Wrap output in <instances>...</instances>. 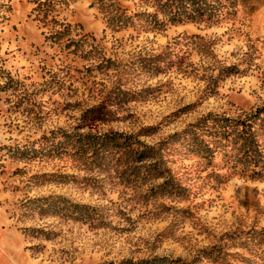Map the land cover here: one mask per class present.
<instances>
[{
    "label": "rangeland",
    "instance_id": "1",
    "mask_svg": "<svg viewBox=\"0 0 264 264\" xmlns=\"http://www.w3.org/2000/svg\"><path fill=\"white\" fill-rule=\"evenodd\" d=\"M38 1L0 0V264H264V134L212 121L264 105V0L154 31L61 0L64 33ZM111 133L152 157L66 141Z\"/></svg>",
    "mask_w": 264,
    "mask_h": 264
},
{
    "label": "trees",
    "instance_id": "2",
    "mask_svg": "<svg viewBox=\"0 0 264 264\" xmlns=\"http://www.w3.org/2000/svg\"><path fill=\"white\" fill-rule=\"evenodd\" d=\"M57 1L61 0L38 1L36 2L33 10L36 13V19L39 22H42L43 25H47L48 22L58 24V27L61 26V29L55 31L58 33H64L68 31L67 25L58 23L53 15V9L54 6H56ZM99 1L104 0H96L97 3ZM128 1H130L133 6L138 5L140 7L144 6L145 8L139 12H131L132 10L130 7L123 4V2ZM219 9L222 10L221 7H219L218 0H109V21H107V23L109 22L110 29L119 31L130 27L134 28L135 22L133 20L141 17L143 19L145 18V24L151 30H163L170 25L188 22L215 23L218 19V15L220 14ZM210 118V116H206L201 119L199 123L204 124L206 121H209ZM212 121L214 125H217V130L220 133L222 132L219 136L220 139L223 138L224 140H227L228 136L231 134L233 135L232 140L234 141L244 139L242 137L248 133L247 130H251L253 126L256 127L253 131H260L264 134V105L255 108L248 115L234 118L221 117L220 119L213 117ZM195 126L196 125L192 126L191 130L197 132V128ZM146 134H149V132ZM253 135L255 138V134ZM66 136L69 137L66 140H69L67 144L73 148L74 152L79 153L80 155L87 150H90L92 153L96 152L102 156L105 154L108 155L109 149L112 146L115 153L121 152L122 154H133L137 157V161H143L152 157V155L148 154V152H152V147L145 146V149H141L139 146L140 141H138V139H129L122 134L111 133L97 136L86 134H67ZM254 138L250 140L252 143L254 141V144L258 146V142L256 139L254 140ZM120 146L122 147L117 149ZM206 148L207 151H209L210 147L207 146ZM245 148L248 150L249 147L245 145ZM254 151L255 150L252 151L249 149V152L252 154L251 156H253ZM178 261L179 260L176 259L173 262Z\"/></svg>",
    "mask_w": 264,
    "mask_h": 264
}]
</instances>
